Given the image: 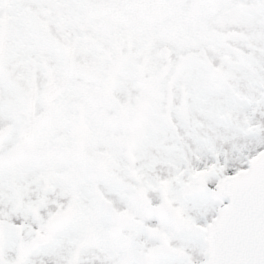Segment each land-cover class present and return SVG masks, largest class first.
Here are the masks:
<instances>
[{"label": "snow or ice", "instance_id": "snow-or-ice-1", "mask_svg": "<svg viewBox=\"0 0 264 264\" xmlns=\"http://www.w3.org/2000/svg\"><path fill=\"white\" fill-rule=\"evenodd\" d=\"M0 264H264V0H0Z\"/></svg>", "mask_w": 264, "mask_h": 264}]
</instances>
